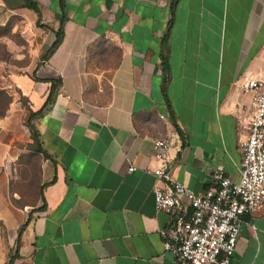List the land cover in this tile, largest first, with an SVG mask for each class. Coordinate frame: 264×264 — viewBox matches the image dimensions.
<instances>
[{"label": "crops", "instance_id": "0c3cea01", "mask_svg": "<svg viewBox=\"0 0 264 264\" xmlns=\"http://www.w3.org/2000/svg\"><path fill=\"white\" fill-rule=\"evenodd\" d=\"M16 17L41 35L15 83L48 154L17 264H173L153 140L170 138L194 193L218 167L238 178L250 110L236 86L264 74V0H0V27ZM244 219L230 264H261L264 204Z\"/></svg>", "mask_w": 264, "mask_h": 264}, {"label": "built area", "instance_id": "2783aa9c", "mask_svg": "<svg viewBox=\"0 0 264 264\" xmlns=\"http://www.w3.org/2000/svg\"><path fill=\"white\" fill-rule=\"evenodd\" d=\"M113 20L108 13L107 22ZM236 90L249 95L250 110L247 134L239 143L242 162L237 179L218 167L206 191L194 193L171 171L170 138L153 140L154 207L169 216V224L158 233L173 264H230L245 216L264 204V77L244 74ZM237 107L243 110L240 103ZM159 118L165 120L162 115Z\"/></svg>", "mask_w": 264, "mask_h": 264}, {"label": "rangeland", "instance_id": "374dc122", "mask_svg": "<svg viewBox=\"0 0 264 264\" xmlns=\"http://www.w3.org/2000/svg\"><path fill=\"white\" fill-rule=\"evenodd\" d=\"M40 39L38 27L19 17L0 27V264H17L20 235L41 211L44 157L31 129L37 116L15 83L35 62Z\"/></svg>", "mask_w": 264, "mask_h": 264}, {"label": "trees", "instance_id": "16d2710c", "mask_svg": "<svg viewBox=\"0 0 264 264\" xmlns=\"http://www.w3.org/2000/svg\"><path fill=\"white\" fill-rule=\"evenodd\" d=\"M29 6L34 9V10H37L36 9V6L34 4H31L29 3ZM40 113V110L37 111V112H33V116H37L38 114ZM32 129V134H33V138L37 141V145H38V152H40L44 158H47L48 157V154L45 152V150L43 149L42 145H41V142H40V138H39V133L36 129V127H31ZM42 199V198H41ZM44 208V205L41 206V209ZM28 223V222H27ZM26 223V224H27ZM26 226V225H25ZM18 255V253L16 254V256Z\"/></svg>", "mask_w": 264, "mask_h": 264}]
</instances>
